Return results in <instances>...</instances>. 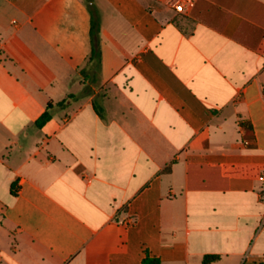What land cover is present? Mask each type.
Here are the masks:
<instances>
[{
	"label": "crops",
	"instance_id": "crops-1",
	"mask_svg": "<svg viewBox=\"0 0 264 264\" xmlns=\"http://www.w3.org/2000/svg\"><path fill=\"white\" fill-rule=\"evenodd\" d=\"M147 254L264 264V0H0V264Z\"/></svg>",
	"mask_w": 264,
	"mask_h": 264
},
{
	"label": "trees",
	"instance_id": "trees-1",
	"mask_svg": "<svg viewBox=\"0 0 264 264\" xmlns=\"http://www.w3.org/2000/svg\"><path fill=\"white\" fill-rule=\"evenodd\" d=\"M88 2H90L91 0H87ZM89 7L90 10L92 12V35L95 41L96 38V34L99 31V21H98V14L95 10V8L93 7L92 4L89 3ZM95 53V52H94ZM61 104V103H60ZM51 105H49L47 107V109L44 111V113L41 115V117L38 119L37 124L38 125H44L45 123H47L50 118H51ZM219 259L218 255H206L203 258L202 264H213L214 262H216ZM140 264H162L160 258L155 257V256H150L149 254H147L141 261Z\"/></svg>",
	"mask_w": 264,
	"mask_h": 264
},
{
	"label": "built area",
	"instance_id": "built-area-1",
	"mask_svg": "<svg viewBox=\"0 0 264 264\" xmlns=\"http://www.w3.org/2000/svg\"><path fill=\"white\" fill-rule=\"evenodd\" d=\"M173 3L178 13H184L187 8L194 6L195 0H173ZM261 179H263V177Z\"/></svg>",
	"mask_w": 264,
	"mask_h": 264
}]
</instances>
